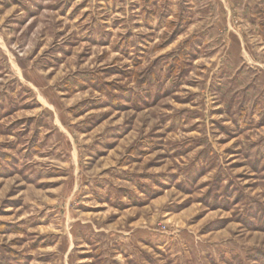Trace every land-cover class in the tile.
<instances>
[{
  "label": "rangeland",
  "instance_id": "1",
  "mask_svg": "<svg viewBox=\"0 0 264 264\" xmlns=\"http://www.w3.org/2000/svg\"><path fill=\"white\" fill-rule=\"evenodd\" d=\"M264 0H0V264H260Z\"/></svg>",
  "mask_w": 264,
  "mask_h": 264
},
{
  "label": "trees",
  "instance_id": "2",
  "mask_svg": "<svg viewBox=\"0 0 264 264\" xmlns=\"http://www.w3.org/2000/svg\"><path fill=\"white\" fill-rule=\"evenodd\" d=\"M257 259L259 260L260 264H264V257H263V259H259V258H257Z\"/></svg>",
  "mask_w": 264,
  "mask_h": 264
}]
</instances>
